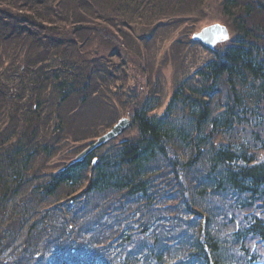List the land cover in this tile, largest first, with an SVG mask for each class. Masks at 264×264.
Listing matches in <instances>:
<instances>
[{
    "label": "trees",
    "instance_id": "trees-1",
    "mask_svg": "<svg viewBox=\"0 0 264 264\" xmlns=\"http://www.w3.org/2000/svg\"><path fill=\"white\" fill-rule=\"evenodd\" d=\"M182 3L0 0V264H240L264 239V51L242 19L264 31V0H220L231 42L179 75L161 111L153 73L126 57L192 16ZM64 113L87 131H54ZM121 117L124 134L72 163Z\"/></svg>",
    "mask_w": 264,
    "mask_h": 264
},
{
    "label": "rangeland",
    "instance_id": "rangeland-1",
    "mask_svg": "<svg viewBox=\"0 0 264 264\" xmlns=\"http://www.w3.org/2000/svg\"><path fill=\"white\" fill-rule=\"evenodd\" d=\"M179 1L184 2L182 3V9L190 6V10L192 9L191 12H193L194 14L186 18H179V20L183 21L179 22L178 25L173 26L170 29H162L159 36L157 37L156 33L150 42H148L149 40H145L144 43H139L140 45L136 43L140 48L139 52L136 49L137 47L133 48L130 46V48L128 49L129 56L126 57V60L127 62H129V65L131 67L133 64L135 66H139L140 64L145 65L144 68L137 69V71H135V74H140L144 71H147L149 75L151 74V72L153 73L154 76L152 80L153 82H157V85L161 90V92H157L156 94L158 96L162 95L163 98L166 97L165 103L168 101L173 87L179 79L178 76L181 75L187 69H189L191 66H193V64L199 63L203 58L206 57L204 55L205 51L203 49L200 48L199 50H196V48L191 44V34L199 32L202 28L214 23H220L224 25L227 24V20L220 14L219 11L220 0H204L202 3L199 4V6L195 5L193 0H165V2L169 5L168 11L178 5ZM199 10H201V14L197 15ZM259 20L260 18L256 17L255 19H253L255 23H252L251 25H260ZM259 27L261 26H258V28ZM59 39L65 41L66 35H62L61 37H59ZM5 47L8 48L9 46ZM113 48H117L119 52H121L122 49L124 50V47L122 45H119L117 42H115V46ZM11 51L12 47L4 54H7L9 56V52ZM4 54L0 53V57ZM4 60L5 59H1L0 62H4V67H6L9 65V63H7L8 60H6V62ZM159 74L160 76L162 74V79L158 78ZM129 76V86H131L132 88L136 87L138 83H136L135 79L132 78L131 73H129ZM3 85H5V83H3L0 88ZM0 103L2 106L5 104L4 101H0ZM65 107L63 108V111ZM68 108L69 105H67L65 111ZM2 111L7 112V110L4 108L0 109V112ZM101 115L104 116L105 114ZM64 116V126H75L74 128L76 129V132L78 134L87 131L86 129H84L85 124L88 125L87 123L84 124L80 122V119L77 118L69 119L66 117V113H64ZM89 122L91 123L93 122V120ZM74 123L76 124L74 125ZM61 138L62 137H59V139ZM73 145V143H70L67 146L72 147ZM53 154L55 155L56 153ZM64 155V153L58 156L56 155L52 159L47 161V163L50 165L49 167L52 168L51 173H55L57 170H59L58 168L65 166L64 163L67 158L64 159ZM238 221L242 222V217H238ZM46 244H48V242L45 243V245ZM45 245H43L42 247L44 248ZM6 264H13V261L10 260ZM29 264L35 263L30 261Z\"/></svg>",
    "mask_w": 264,
    "mask_h": 264
},
{
    "label": "bare ground",
    "instance_id": "bare-ground-1",
    "mask_svg": "<svg viewBox=\"0 0 264 264\" xmlns=\"http://www.w3.org/2000/svg\"><path fill=\"white\" fill-rule=\"evenodd\" d=\"M238 8V7H237ZM219 11H220V14L223 16V17H225L227 20H232L233 18H231L233 15L231 14V15H229V13H225V9L224 8H219ZM237 13V12H236ZM236 13H234V15H236V16H242V17H244L246 14L245 13H243V8L242 9H240V13H241V15L240 14H236ZM245 22H247V25H248V27L251 29V34H252V37H253V42H254V44H255V46L256 47H258L260 50H263L264 51V31L263 30H259V28H258V26H254V27H251L252 25V23H251V21L250 20H252V18L250 17V18H247L248 20H246V19H244V18H242ZM232 26H234L235 27V23L232 25ZM234 31H235V29H234ZM221 52V51H220ZM215 54H210V58H212V61L214 60V59H217L220 55H215ZM216 57V58H215ZM58 91H59V89H58ZM251 97H253V95H251ZM240 98H242V97H240ZM244 98V97H243ZM242 98V99H243ZM244 100V99H243ZM239 99H238V103H239ZM70 102H68V101H66V97H65V95H64V93H63V90H62V92L60 91L59 92V95L57 96V98H56V101H55V105H54V108L55 107H59V106H66V105H68ZM243 106V105H242ZM240 104H235L234 105V112H241V110L242 111H244V108L242 107ZM38 125H39V123H38ZM37 125V126H38ZM243 124L242 123H240V122H238V123H236V126H238V127H241ZM54 131H61V128H62V126H63V123L61 122V123H59V120H57L56 122H54ZM47 131V129L46 128H44V126H42L41 127V129L38 131V132H40V134H42V133H44V132H46ZM249 151H253V149L250 147V149H248ZM245 218H248L247 216L245 217ZM249 222H250V220H249ZM249 222H246V224L244 225V227H245V230L246 231H248L249 233L250 232H252V231H254L253 229H252V227H255V224H253L252 222H251V228H250V223ZM258 235V234H257ZM253 236H254V234H253ZM262 242H264V239H262ZM238 252H240V254H239V260L241 261L240 262V264H247L248 262H250L252 259H253V256L247 251V250H245L244 249V251H242V249L241 250H238ZM232 254L233 253H231V252H229V257H231L232 256ZM235 256H237V253L235 254ZM51 263V262H50Z\"/></svg>",
    "mask_w": 264,
    "mask_h": 264
},
{
    "label": "water",
    "instance_id": "water-1",
    "mask_svg": "<svg viewBox=\"0 0 264 264\" xmlns=\"http://www.w3.org/2000/svg\"><path fill=\"white\" fill-rule=\"evenodd\" d=\"M225 30L217 25H213L211 27H208L206 29H203L201 33L196 35L194 37V40H198L202 43H204L207 46H212L214 42L224 39L225 37ZM128 126V120L122 119L120 120L106 135H104L102 138L98 140L96 145L92 146L90 149L94 148L95 146H98L105 141L117 136L122 131H124ZM85 154V153H84Z\"/></svg>",
    "mask_w": 264,
    "mask_h": 264
}]
</instances>
